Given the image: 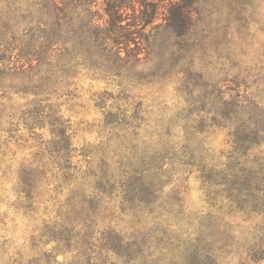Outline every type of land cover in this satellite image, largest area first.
Segmentation results:
<instances>
[{
	"label": "rangeland",
	"instance_id": "obj_1",
	"mask_svg": "<svg viewBox=\"0 0 264 264\" xmlns=\"http://www.w3.org/2000/svg\"><path fill=\"white\" fill-rule=\"evenodd\" d=\"M120 3L0 0V264H247L264 0Z\"/></svg>",
	"mask_w": 264,
	"mask_h": 264
},
{
	"label": "trees",
	"instance_id": "obj_2",
	"mask_svg": "<svg viewBox=\"0 0 264 264\" xmlns=\"http://www.w3.org/2000/svg\"><path fill=\"white\" fill-rule=\"evenodd\" d=\"M119 5L116 6V8L120 9L122 6L120 3V0H116ZM179 3L185 2L186 0H177ZM115 8V7H114ZM188 6L185 4H179V5H172L169 8V16L168 19L170 22H173V26H175L176 30H179V28H184V24H186L185 20L186 18L185 14L187 13ZM116 9H110L108 11L109 18L113 22H117L120 17L118 13L115 11ZM184 14V16H183ZM187 15V14H186ZM158 17V8L156 6L153 7V12L149 15L148 13H142V16L139 17V22L141 21L144 23V26H150L154 23L155 19ZM182 17V20L180 19ZM247 264H264V247L259 248L257 251H255L250 257L247 259Z\"/></svg>",
	"mask_w": 264,
	"mask_h": 264
}]
</instances>
